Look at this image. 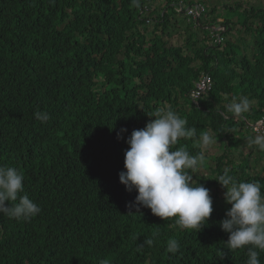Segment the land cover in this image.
Returning <instances> with one entry per match:
<instances>
[{
  "label": "trees",
  "instance_id": "1",
  "mask_svg": "<svg viewBox=\"0 0 264 264\" xmlns=\"http://www.w3.org/2000/svg\"><path fill=\"white\" fill-rule=\"evenodd\" d=\"M178 15L185 29L172 44ZM205 79L211 86L201 90ZM241 97L250 104L236 115L228 105ZM167 106L196 129L172 150L204 154L207 132L221 151L210 174L188 170L212 197L198 231L133 206L136 191L118 177L126 138ZM37 111L49 119L41 122ZM262 119L264 0H0V164L23 173L25 192L41 208L27 221L0 213V264H68L72 256L82 264H245L246 247L227 248L219 222L230 205L216 178L227 168L264 193V166L251 171L250 156L229 157L255 138L251 124ZM48 175L58 180L52 201ZM170 239L180 244L176 253ZM259 259L264 264V252Z\"/></svg>",
  "mask_w": 264,
  "mask_h": 264
},
{
  "label": "clouds",
  "instance_id": "2",
  "mask_svg": "<svg viewBox=\"0 0 264 264\" xmlns=\"http://www.w3.org/2000/svg\"><path fill=\"white\" fill-rule=\"evenodd\" d=\"M139 6V0H132ZM4 61L6 67H4ZM10 61L2 58L1 65L10 70ZM5 69V71H6ZM250 101L246 97L228 105V110L236 115L247 111ZM41 122L49 119L46 112L35 113ZM154 119L148 121L143 128L132 130L126 138L128 148L124 151V171L118 173L119 181L127 191H136L133 206H143L161 219L176 218L181 229L198 231L210 217L212 197L210 190L201 184L193 185L194 170L204 163V154L193 156L187 148L172 150L181 139L192 138L196 134L194 127H186L187 120L177 114L171 106L157 110ZM264 124V119L260 120ZM127 131L121 129V132ZM250 132V131H249ZM253 135L254 133L251 132ZM201 143L207 146L214 142L207 133L201 134ZM264 151V137L250 139ZM113 169L110 170L112 176ZM225 168L216 180L225 189L224 200L230 205L225 217L219 222L221 229L228 233L227 248L232 250L247 248L245 264H260V253L264 252V193L258 181H235ZM109 176V177H110ZM49 186L55 187V176L48 175ZM59 183V182H58ZM45 188L48 187L45 184ZM54 192L51 193V201ZM7 202V203H6ZM11 202V203H9ZM50 202V201H49ZM41 212L37 201L25 192L24 175L17 168L0 164V213L11 219L27 221ZM18 234V233H17ZM21 246L35 252L36 244L28 243L15 235ZM148 245L152 239L145 241ZM19 244V245H20ZM170 253H176L180 244L170 239L167 244ZM83 258L69 261L70 264H82ZM100 264H110L107 259Z\"/></svg>",
  "mask_w": 264,
  "mask_h": 264
},
{
  "label": "rangeland",
  "instance_id": "3",
  "mask_svg": "<svg viewBox=\"0 0 264 264\" xmlns=\"http://www.w3.org/2000/svg\"><path fill=\"white\" fill-rule=\"evenodd\" d=\"M212 3H219V2H224L225 0H209ZM263 0H251L252 4L254 5H261V2ZM181 9L178 8V13H181ZM191 13L195 16L198 15L199 13V6L196 7V9L191 10ZM188 21V19L186 20ZM175 26L178 28V30L175 32L173 29L172 36L169 38L170 42L172 44H176L179 40V35H178V31L180 30H184L185 29V23L182 20L181 16H176V21L174 22ZM211 86V80L210 79H205L202 81V83H200L199 88L201 90H205L207 87ZM252 127V131L255 135V137L259 136L261 133L264 134V124L262 123V121L257 122L256 124H251ZM251 137L253 136V134L250 132ZM264 137V136H261ZM243 146L239 147V148H234V151L231 150L230 153V158H232L235 161H238L239 159H242V157H246V156H250V166H251V171H257L260 168H262L264 166V160L263 159H258L255 160V154H256V149L255 147L252 146V144L250 143V140L248 141V139H246L245 141L242 142ZM218 143L217 142H213L207 146L203 145L204 148V163L202 166H198V168H196V170H198L199 173H204V174H210L211 172V167L214 164L213 161V156L220 154V150L217 148ZM252 150L251 155H249V151ZM264 153V151H263ZM213 193V189L211 190ZM108 211V210H106ZM78 242L80 243H84V239L80 238L78 239ZM62 244V243H60ZM26 248V247H24ZM76 258V256H72L70 259H68V261L72 260ZM68 264H70L68 262Z\"/></svg>",
  "mask_w": 264,
  "mask_h": 264
}]
</instances>
